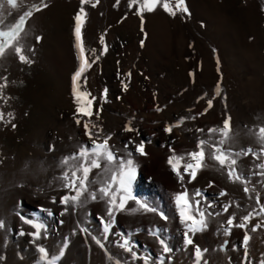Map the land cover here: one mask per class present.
Here are the masks:
<instances>
[{"label": "rangeland", "instance_id": "rangeland-1", "mask_svg": "<svg viewBox=\"0 0 264 264\" xmlns=\"http://www.w3.org/2000/svg\"><path fill=\"white\" fill-rule=\"evenodd\" d=\"M95 2L83 5L87 16L81 36L90 67L77 81L79 91L90 93L91 117L77 116L72 94L80 64L74 17L81 0H19V8L6 11L0 22L13 24L34 5L47 4L26 18L20 36L31 63L20 62L11 49L0 58V264H44L40 247L50 259L62 239L67 250L81 237L84 245L90 242L87 249L107 257L106 264H119V254L133 259L119 246L124 239L139 264H195L174 201L185 191L193 214L197 201L205 213L206 229L188 234L194 245L207 250L201 264H261L264 145L258 134L264 128V0H185L190 16L179 11L172 16L157 6L144 11L143 20L139 4L131 0H99L92 7ZM175 3L171 0L174 10ZM229 118L231 131L221 145L224 137L211 130L223 129ZM85 122L97 142L110 137L118 161L134 160L133 195L154 211L129 200L124 211L114 208L109 216L110 196L115 194L119 203L123 193L111 180L118 175V163L103 160L89 172L79 200L61 203L76 194L73 181L78 186L82 167L88 166L79 157L82 147L92 145ZM201 141L204 167L192 180L183 169L194 163L188 154L199 151ZM141 142L146 156L135 151ZM216 147L237 161L232 167L241 180H230L229 169L212 158ZM173 155L184 157L178 165L183 181L168 164ZM109 183L113 188L104 197L99 190ZM245 217L246 227H236ZM230 218L233 225L227 223ZM25 220L43 225L38 239ZM245 233L250 237L247 252ZM160 239L170 252H163Z\"/></svg>", "mask_w": 264, "mask_h": 264}, {"label": "snow or ice", "instance_id": "snow-or-ice-1", "mask_svg": "<svg viewBox=\"0 0 264 264\" xmlns=\"http://www.w3.org/2000/svg\"><path fill=\"white\" fill-rule=\"evenodd\" d=\"M99 0H96L95 3H92L91 6L95 7L96 3H98ZM90 3V0H81V8L77 15L74 17L75 20V37H76V48L78 50V59L80 60V64L78 67V70L74 73L72 77V94L75 100V103L77 105L76 113L77 116L80 114H83L84 116L91 117L92 115V103L93 101L91 99H88L87 97L90 96V93L79 91L77 86L78 79L82 76V74L86 71L88 67H90V64L87 63L85 56H84V48H83V42H82V36H81V29L83 26V23L85 21V18L87 16V13L85 12V9L83 7L84 4ZM132 4H139L138 14L141 16V20H143V13L144 11L147 12H153L156 10L157 6H161L165 12H167L169 15L175 16L177 14V11L185 13L187 15H191L189 12L185 0H176L175 3V10L171 6V0H131ZM47 7V4L41 3V5H34L32 9H29L25 11L22 15H19V17L15 20L13 24L4 26L2 23H0V58H3L6 54V51L11 49L18 57L20 62L22 63H31V60L28 59L23 54L22 46L19 44L21 33L23 32L24 25L26 23V18H30L33 14V11H41L43 8ZM19 8V0H0V22L3 21V17L6 11L10 10H16ZM39 39V38H38ZM217 63L219 64V60H217ZM0 87H3L0 85ZM125 90H127V86H124ZM220 94V88L219 85H217V95ZM94 99V98H93ZM209 106H211V101H209ZM159 110V109H158ZM97 118L98 115H97ZM0 119H2V116H0ZM77 124H80V119L76 120ZM84 127L86 130V135L89 136V139L92 140V145L90 147H82L81 151L79 153V157L83 158L85 160V163L88 164L86 167H82L83 171V177L80 178L79 185L77 186L75 184V181H73V186L77 187L78 190L76 191V194L72 197L65 196L61 203L67 205L69 201L73 202L74 204L79 200L80 196L83 194L84 191H86V181L88 179V174L93 168H100L101 167V160L105 161L106 164L111 165L113 163H118V175H113L111 177V180L118 184V188L116 189L119 192H122L123 194L119 198V203H117V199L115 194L110 196L109 199V208L107 211V214L109 216H113V209H118L120 211L125 210V206L129 200L135 201V203L138 205L139 209H142L144 211H154L153 208L149 207L146 203H142L140 200L136 199V197L133 195L132 186L133 182L137 178V165L135 164L134 160L131 158H128L127 160H117V157L113 154L111 149L108 145V140L110 137H107L104 139L102 143L97 142V139H93V134L89 129V123L85 122ZM95 127V125H93ZM134 129L131 127H126L125 131H133ZM165 131L171 132V128H166ZM213 132L219 131L221 135L224 137V139L220 140L219 143L222 145L225 143L226 139L229 137V133L231 131L230 127V118L224 122L223 129H213L211 130ZM258 138L262 145H264V128H260ZM204 145L205 141H201L198 145L199 151L189 153L188 156L191 161L194 163H187L184 165V171L187 172L191 179L194 180L196 178L197 172L201 170L204 167V160H205V151H204ZM136 153H138L141 156H146L147 153L145 152V145L143 142L139 143L135 148ZM250 151V150H249ZM128 156L131 157L132 153L129 152ZM76 157H73L72 159H75ZM212 158L219 163L221 167H227L228 170V177L230 180H241V177L236 174V170L234 166L237 161L233 158H230V156L222 151L221 148L216 147L214 148V151L212 153ZM184 160V157H176L173 155L168 159V164L171 166L172 171L177 175L178 179L180 181H183L184 177L181 175L179 171V162ZM67 159L63 163H67ZM261 168H264V165L260 166ZM79 170V169H78ZM76 171L72 172V176L76 177ZM67 173L65 174V179H67ZM113 188V184L109 183L107 187L100 188V192L104 197H109L110 191ZM245 192H248L249 189L245 187ZM199 195V193H197ZM221 195H225V193H221ZM92 199L95 200L96 196L95 194H92ZM174 201L176 204V207L179 211L180 220L181 223L185 225L186 232L184 233V243L185 245H191L194 247V255H195V264H201V260L203 258L204 252L207 250H201L199 246L194 245L193 240L189 237V233H192L193 235L197 232L204 231L207 227L206 218L204 211H201L198 207L199 202L197 201V208L195 215L192 212V205L190 204L188 198H187V192L176 194L174 197ZM55 202V201H54ZM225 211H227V207L225 208ZM262 212H264V208L261 209ZM51 215V212L48 213ZM197 216L199 217L197 219ZM162 218L166 219V217ZM249 218H244V223L236 224V227L244 228L246 227L247 220ZM25 223L32 224V227L36 230L35 233H33L35 238H39L40 231L43 228L42 224L33 223L30 220H25ZM228 225H233V219H229L227 221ZM112 224L104 223V233L108 234L110 231ZM2 227V225H0ZM255 230V229H253ZM83 231H87L86 229H83ZM23 234V233H22ZM225 234H230L229 231L226 230ZM95 239V237L93 238ZM250 240V237L245 233L243 238V245L245 247V252H247V245ZM97 244H100V241H96ZM160 244L162 245L163 252L168 253L171 251V249L168 247L166 242L163 239H160ZM101 247H103L102 244H100ZM121 248H123L125 251L132 254L133 259L136 258V253L133 251V247L131 246V243L128 239H124L123 243L119 245ZM39 252L41 253V260L44 261V264H57V260L60 256H63V251H60L58 256H53L51 259H49V255L46 252V250L43 247L39 248ZM145 264H147V261H145ZM161 264H163V261H161ZM206 264V262H205ZM261 264H264V261L261 262Z\"/></svg>", "mask_w": 264, "mask_h": 264}, {"label": "bare ground", "instance_id": "bare-ground-1", "mask_svg": "<svg viewBox=\"0 0 264 264\" xmlns=\"http://www.w3.org/2000/svg\"><path fill=\"white\" fill-rule=\"evenodd\" d=\"M195 213H196V211H195ZM65 243L66 242L64 239H62L61 243H59L60 245H58V246H56L54 243L55 246H54L52 256H51V257L58 256L59 252L63 251V253H64L63 256H60L58 259V261L62 262V264L63 263L69 264L70 262L77 263V264L78 263L79 264H88L87 262H89L90 264H106V262H107V260H106L107 257L105 258L104 257L105 255H102L100 253V250H97L95 248H90L91 249V251H90L89 249H87L91 244L88 241V242H86V244L88 246L84 245V241L82 240V237L79 239L77 238L75 240L73 239L72 242L68 245L67 250H66V248L62 247ZM188 249L190 250L191 248H188ZM203 257H204V255H203ZM118 258L120 261V262H118L119 264H126L125 262H127V261H128L127 263L139 264V262L136 259L124 257L123 255H120V254L118 255Z\"/></svg>", "mask_w": 264, "mask_h": 264}, {"label": "trees", "instance_id": "trees-1", "mask_svg": "<svg viewBox=\"0 0 264 264\" xmlns=\"http://www.w3.org/2000/svg\"><path fill=\"white\" fill-rule=\"evenodd\" d=\"M3 24V23H2ZM4 25V24H3Z\"/></svg>", "mask_w": 264, "mask_h": 264}]
</instances>
